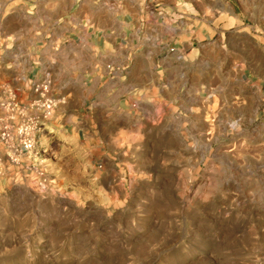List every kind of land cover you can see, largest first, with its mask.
I'll list each match as a JSON object with an SVG mask.
<instances>
[{
    "label": "rangeland",
    "instance_id": "374dc122",
    "mask_svg": "<svg viewBox=\"0 0 264 264\" xmlns=\"http://www.w3.org/2000/svg\"><path fill=\"white\" fill-rule=\"evenodd\" d=\"M52 2L0 0L2 57L79 41ZM140 2L178 9L166 71L0 97V264H264V0Z\"/></svg>",
    "mask_w": 264,
    "mask_h": 264
},
{
    "label": "crops",
    "instance_id": "0c3cea01",
    "mask_svg": "<svg viewBox=\"0 0 264 264\" xmlns=\"http://www.w3.org/2000/svg\"><path fill=\"white\" fill-rule=\"evenodd\" d=\"M52 1L54 5L49 8L48 14L65 16L58 20L56 18L54 23L63 24L68 31H79V41L74 44L70 40L68 44L64 42L68 47L64 46L60 52L49 48L44 50L46 54L56 53V59L43 56L36 60L31 57L26 61L21 57L22 49L7 57L0 55V97L9 95L20 101L27 80L33 78V82L47 75L52 78L53 74L55 80H60V83L56 80L55 86L63 85L60 91L65 97L61 103L70 104L72 95L79 90L83 95L86 88L85 82L80 84L79 90H76V86L73 88V78L86 80L89 77L98 79L109 75L103 66H96L91 61L92 56L100 59L108 55L105 66L113 72L118 71V78L141 77L142 74L146 76V70L150 72L156 60H160L162 71H166L169 67L167 63L176 58L173 55L168 59L166 54L179 36L176 32L169 34L173 26L166 24V16L170 14L169 11L178 10L177 7L150 8L148 11L140 0H123V6H120V0H64L66 2L63 4L61 0ZM38 48L32 53L42 54ZM189 48L192 49V45ZM72 64L80 66L84 71L73 74L70 71Z\"/></svg>",
    "mask_w": 264,
    "mask_h": 264
},
{
    "label": "built area",
    "instance_id": "2783aa9c",
    "mask_svg": "<svg viewBox=\"0 0 264 264\" xmlns=\"http://www.w3.org/2000/svg\"><path fill=\"white\" fill-rule=\"evenodd\" d=\"M50 91V82L48 80L43 81V83L36 85L35 92L41 93L44 97L45 94H47ZM2 108H5L6 111L10 110L9 103H7L5 106H2ZM44 116L48 117L50 113L53 111L54 104L50 100H45L42 104ZM15 109L17 110V106H15ZM1 117V115H0ZM1 137L5 138L7 136V133L5 129L1 130ZM31 148V146H30Z\"/></svg>",
    "mask_w": 264,
    "mask_h": 264
},
{
    "label": "bare ground",
    "instance_id": "6f19581e",
    "mask_svg": "<svg viewBox=\"0 0 264 264\" xmlns=\"http://www.w3.org/2000/svg\"><path fill=\"white\" fill-rule=\"evenodd\" d=\"M51 113H52V112H51ZM51 113H50V114H51Z\"/></svg>",
    "mask_w": 264,
    "mask_h": 264
}]
</instances>
